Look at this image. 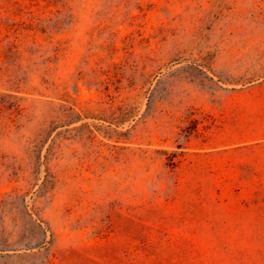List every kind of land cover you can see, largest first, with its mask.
<instances>
[{
  "label": "rangeland",
  "instance_id": "obj_1",
  "mask_svg": "<svg viewBox=\"0 0 264 264\" xmlns=\"http://www.w3.org/2000/svg\"><path fill=\"white\" fill-rule=\"evenodd\" d=\"M0 264H264V0H0Z\"/></svg>",
  "mask_w": 264,
  "mask_h": 264
}]
</instances>
